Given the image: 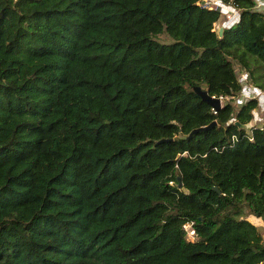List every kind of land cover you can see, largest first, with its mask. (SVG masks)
Listing matches in <instances>:
<instances>
[{"label": "trees", "instance_id": "trees-1", "mask_svg": "<svg viewBox=\"0 0 264 264\" xmlns=\"http://www.w3.org/2000/svg\"><path fill=\"white\" fill-rule=\"evenodd\" d=\"M201 1L0 0V264L264 262V10Z\"/></svg>", "mask_w": 264, "mask_h": 264}, {"label": "built area", "instance_id": "built-area-1", "mask_svg": "<svg viewBox=\"0 0 264 264\" xmlns=\"http://www.w3.org/2000/svg\"><path fill=\"white\" fill-rule=\"evenodd\" d=\"M200 5L202 7L208 8V9L218 8L222 12V14L224 15V19L229 23H233V21L236 20L238 17V10L233 9V8L229 7L228 5L223 4L222 0H202L200 2ZM255 8L259 9V11H263L264 10V0H256ZM263 42H264V34H263ZM241 77H242V75H241ZM246 95H247L246 96L247 98H256L255 94L250 95V93H248ZM216 98L219 100L220 105H222V102L225 99H227L226 97H222V96H218ZM183 229L187 233L188 229H190V223L184 224Z\"/></svg>", "mask_w": 264, "mask_h": 264}, {"label": "rangeland", "instance_id": "rangeland-1", "mask_svg": "<svg viewBox=\"0 0 264 264\" xmlns=\"http://www.w3.org/2000/svg\"><path fill=\"white\" fill-rule=\"evenodd\" d=\"M221 18H222V16H220V19ZM223 18H224V15H223ZM214 27H215V29H217V26H214ZM169 41H171L170 38L166 40V42H169ZM256 98H257V106L254 109V115H253V119H252L253 122H256L254 124H257V122H262L264 120V95L262 93H258ZM242 210H243V216L253 226L257 227L259 232L263 235V240H264V221L260 218H255L252 215H250L249 209L246 205L243 206ZM186 237H187V239H192V233H191L190 229H188V231L186 233ZM261 264H264V262Z\"/></svg>", "mask_w": 264, "mask_h": 264}, {"label": "crops", "instance_id": "crops-1", "mask_svg": "<svg viewBox=\"0 0 264 264\" xmlns=\"http://www.w3.org/2000/svg\"><path fill=\"white\" fill-rule=\"evenodd\" d=\"M236 20H234L233 21V23L235 22ZM233 23H229V22H227L224 18H221L219 21H217L216 23H215V26H217V29L218 28H223V27H228V26H230L231 24H233ZM245 78V77H244ZM243 78V81H242V83H245L246 81H245V79ZM248 93H250V95L251 94H255L256 95V97H257V94L258 93H263L264 94V91L262 92V91H259L258 89H256L255 87H253V86H251V85H249V84H243V90H242V92H241V94L239 95V98H237V102H236V105H239L240 103H242V102H244L246 99H247V95L246 94H248ZM257 99V98H256ZM254 123H256V122H253L252 120L248 123V124H246V126L247 127H249V126H251V125H253ZM261 124V122H257V124H255V125H260Z\"/></svg>", "mask_w": 264, "mask_h": 264}, {"label": "water", "instance_id": "water-1", "mask_svg": "<svg viewBox=\"0 0 264 264\" xmlns=\"http://www.w3.org/2000/svg\"><path fill=\"white\" fill-rule=\"evenodd\" d=\"M215 10H219L218 8H215ZM222 28H218L217 34L218 36L221 35ZM193 92L200 98L201 101L206 103L208 106H210L213 110H217L220 107L219 100L214 96H209L206 91H203L200 89V87L195 86L192 88ZM177 187H180V182L178 181L176 184ZM192 233V232H191ZM263 238V235H262Z\"/></svg>", "mask_w": 264, "mask_h": 264}]
</instances>
